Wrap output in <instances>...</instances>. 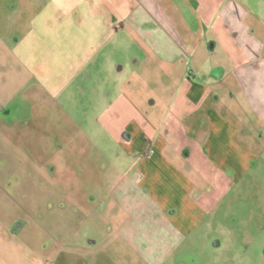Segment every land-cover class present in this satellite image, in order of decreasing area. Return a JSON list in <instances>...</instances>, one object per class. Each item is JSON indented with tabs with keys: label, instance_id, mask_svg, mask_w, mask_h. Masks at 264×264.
Segmentation results:
<instances>
[{
	"label": "crops",
	"instance_id": "obj_1",
	"mask_svg": "<svg viewBox=\"0 0 264 264\" xmlns=\"http://www.w3.org/2000/svg\"><path fill=\"white\" fill-rule=\"evenodd\" d=\"M97 1H87V11L109 34L114 29L112 37L128 56L117 68L105 59L101 76L105 57L92 59L98 68L85 77L93 81L89 106L100 112L97 117L120 111L91 124L114 129L107 135L114 148L81 169L92 182L84 200L78 197V170L65 168L73 211L55 223L64 229L69 223L70 237L41 241L40 264H61L64 255L72 264H121L125 250L128 264H167L204 232L213 211L236 198L237 189L264 167V27L252 26V0H133L126 8L113 7L114 19L106 22ZM17 41L13 46L0 37V117L19 109L11 104L13 96H30L33 75L15 52ZM135 71H142L138 81ZM109 78L115 80L113 92L106 88ZM42 84L38 87L48 93ZM21 122L15 138L14 123L0 121L6 129L0 135V158L6 162L1 168L8 176L0 180L5 193L0 201H8L6 187L17 188L22 206L31 207L26 199L35 179L39 186L51 176L56 182L62 168L59 163L46 168L49 136H31L30 123ZM93 179L101 180V188ZM42 218L34 224L39 233H49L51 222ZM0 228L5 244L9 228Z\"/></svg>",
	"mask_w": 264,
	"mask_h": 264
},
{
	"label": "rangeland",
	"instance_id": "obj_2",
	"mask_svg": "<svg viewBox=\"0 0 264 264\" xmlns=\"http://www.w3.org/2000/svg\"><path fill=\"white\" fill-rule=\"evenodd\" d=\"M87 1L90 0H0V37L13 46L18 39L20 47L18 45L15 52L33 75L26 90L30 96H13L11 104H19V109L1 114L0 121L14 123L15 138L20 135L22 119L30 123L27 128L31 136H49L46 153L43 154L46 168L50 163L55 167L59 163L62 168V171L56 170V182L51 176L52 180H41L44 185L39 186L35 179L26 199L31 207L22 206L20 189L6 187L8 201H0V224L9 228V236L5 244L0 239V264H40L43 254L39 249L41 241L54 240L58 234L65 239L70 237L69 223L67 229L55 223L62 217L69 218L73 211L70 189L65 185L68 176L64 177V170L69 166L78 170V185L81 187L78 197L80 199L82 195L84 200L86 184L92 182H89L90 177L80 175L81 169H86L89 159L96 158L99 152L109 153L114 148L111 135L107 136L108 133L114 134V129H103L101 124L91 127V124L95 119L101 122L116 118L120 111L115 108L97 117L100 112L89 106L92 76L90 80L85 77L93 72L92 69L98 68L91 64L92 59L100 61L105 57L98 70L101 76L105 75L103 67L107 68L105 59H111L117 68L128 56L112 37L114 29L109 34L106 27H101L100 19L92 18L91 11H87ZM132 1L98 0L97 7L106 11L103 16L106 22V18L114 19L113 7L126 8ZM252 13V26L263 28L264 0H252ZM97 24L98 28L92 27ZM141 76L142 71H135L133 78L138 81ZM150 76L146 71L144 77ZM42 82L48 93L41 90ZM113 82L112 78L105 81L107 90L112 92L116 87ZM38 83L42 87L39 88ZM137 93L141 94L140 91ZM39 110H45L44 115L37 112ZM34 123H40V128L34 127ZM7 127L11 129V125ZM3 129H0L1 137L6 131ZM1 137L0 148H3L1 140L4 138ZM31 146L35 147L34 141ZM4 163L0 158V180L8 177L1 168ZM4 168H10V165L6 164ZM14 169L15 173L20 172L19 165H14ZM13 178L21 177L11 176ZM94 182L101 188V180ZM1 196L5 193L0 190V200ZM236 198L226 199L220 204L213 211L210 222L206 223L204 232L196 235L184 253L174 256L167 264H264V167L237 189ZM38 216L44 217L42 219L47 223L51 222L45 229L49 233H39V225L34 224ZM24 242L29 245H23ZM125 253H120L126 258L121 264H128L129 254L126 250ZM66 256H63L61 264H72L69 255Z\"/></svg>",
	"mask_w": 264,
	"mask_h": 264
}]
</instances>
